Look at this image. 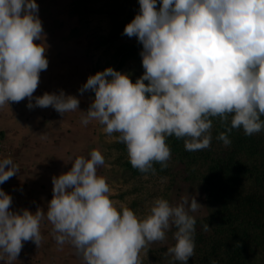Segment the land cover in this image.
Here are the masks:
<instances>
[{
    "label": "clouds",
    "instance_id": "obj_1",
    "mask_svg": "<svg viewBox=\"0 0 264 264\" xmlns=\"http://www.w3.org/2000/svg\"><path fill=\"white\" fill-rule=\"evenodd\" d=\"M138 3L123 34L142 45L144 72L134 83L111 67L90 75L78 89L94 92L87 111H80L81 123L96 121L109 137L118 134L131 166L145 174H154L156 163L168 166L170 136L183 139L189 151L209 148L211 118L225 128L216 137L225 146L233 129L247 136L264 131V0ZM38 10L36 0H0V107L27 99L29 109L50 106L63 116L78 111L76 96L63 90L33 96L48 68ZM104 164L96 149L88 158L75 157L67 172L52 178L46 211H12V197L0 189V261L13 264L24 242L38 247L46 217L57 245H71L84 264H143L142 251L146 255L149 244L164 241L172 228L175 244L167 254L188 264L195 251L191 213L202 207L195 195L176 205L158 197L138 217L110 199L106 179L97 175ZM18 171L11 157L0 159V184Z\"/></svg>",
    "mask_w": 264,
    "mask_h": 264
},
{
    "label": "rangeland",
    "instance_id": "obj_2",
    "mask_svg": "<svg viewBox=\"0 0 264 264\" xmlns=\"http://www.w3.org/2000/svg\"><path fill=\"white\" fill-rule=\"evenodd\" d=\"M36 3L45 34L43 43L46 46L48 68L40 73V83L33 96H42L45 92L59 94L63 90L66 95L76 96L80 103L78 111L63 116L50 106L29 109L26 99L0 107V138L11 147V156L13 145L10 132H16L28 124L27 116L21 120L19 117L12 119L14 113L22 110L24 114L26 111H43L47 114L45 125L40 123L35 129L47 128L46 134L50 140L47 147L51 150L45 151L46 172L38 170L32 177L35 181H44L45 175L47 203L52 198V178L67 172L75 157L88 158L91 150L96 149L105 158V164L97 167V175L106 179L111 189L109 197L118 209L121 205L127 206L143 218L158 197L176 205L186 194L195 195L202 207L191 213L196 220L194 236L203 231L205 224L209 225L210 233V221L216 207L206 200L202 181L191 178L183 159L169 160L166 168L155 169L154 174L135 171L132 166H128L130 162L126 146L115 139L118 134L109 137L96 121H91L87 126L81 123L83 113L80 111H87L94 92L86 91L81 95L78 89L90 75L111 67L127 73L134 83L144 72L141 50L125 47L140 43L135 37L129 38L123 34L125 25L133 19L129 16L139 9L138 0H36ZM118 23L120 25L117 28ZM19 136L23 140L28 135ZM0 189L6 192L4 187L0 186ZM37 201L42 202L43 198H37ZM43 221H46V226L41 223L43 240L40 245L37 247L34 242H24L13 264H84L71 245H57L51 236L52 225L46 217ZM174 231L175 228L167 231L164 241L149 244L146 255L142 251L143 264H180L179 261L173 262L167 254V249L175 244ZM247 247L250 256L256 254L254 246ZM0 264L6 262L0 261Z\"/></svg>",
    "mask_w": 264,
    "mask_h": 264
},
{
    "label": "trees",
    "instance_id": "obj_3",
    "mask_svg": "<svg viewBox=\"0 0 264 264\" xmlns=\"http://www.w3.org/2000/svg\"><path fill=\"white\" fill-rule=\"evenodd\" d=\"M125 47L142 50L141 44ZM211 119L212 141L207 149L189 151L184 140L174 135L167 140L171 159L187 163L191 178L202 181L206 200L216 207L211 232L194 236L190 264H264V131L247 136L242 128L233 129L231 144L225 146L216 139L225 128L218 117ZM153 166L162 170L158 163ZM247 245L254 246L256 254L250 256Z\"/></svg>",
    "mask_w": 264,
    "mask_h": 264
},
{
    "label": "crops",
    "instance_id": "obj_4",
    "mask_svg": "<svg viewBox=\"0 0 264 264\" xmlns=\"http://www.w3.org/2000/svg\"><path fill=\"white\" fill-rule=\"evenodd\" d=\"M46 115L47 114L43 111H26L24 114V110H22L17 111L16 113H14V116H12V119L14 120H16V118L18 117L20 118V120L26 116V118H28V124L26 126H22L20 129L16 130V132L9 131L12 135L11 140L13 145V155L11 156V158L13 159L14 163L18 165L19 171L16 176L11 177L5 183L0 184V186L4 187L7 194L12 197V211L27 209L30 212L35 213L37 207L46 211L47 190L45 183L47 181L45 175L44 181H42L41 179V182L38 181V179L35 181V179L32 177L36 175V172L38 170H43L44 173L46 172L45 151L51 150L50 147H47V142L49 140L46 134L47 128H38V131L40 130L39 132L35 129L36 125H39L40 123H43L45 125ZM19 135L28 136L24 137V139L22 140ZM36 135H38V137H36ZM43 165L44 167H42ZM38 188H40V191ZM37 198L39 200L43 198V201H40L38 203ZM45 222L42 221V224L44 223V226H46Z\"/></svg>",
    "mask_w": 264,
    "mask_h": 264
},
{
    "label": "built area",
    "instance_id": "obj_5",
    "mask_svg": "<svg viewBox=\"0 0 264 264\" xmlns=\"http://www.w3.org/2000/svg\"><path fill=\"white\" fill-rule=\"evenodd\" d=\"M12 154L11 147L4 140L0 138V159L10 157Z\"/></svg>",
    "mask_w": 264,
    "mask_h": 264
}]
</instances>
